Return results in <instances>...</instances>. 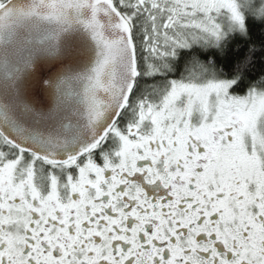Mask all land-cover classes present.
<instances>
[{
  "label": "snow or ice",
  "instance_id": "obj_1",
  "mask_svg": "<svg viewBox=\"0 0 264 264\" xmlns=\"http://www.w3.org/2000/svg\"><path fill=\"white\" fill-rule=\"evenodd\" d=\"M0 264H264V0H0Z\"/></svg>",
  "mask_w": 264,
  "mask_h": 264
}]
</instances>
